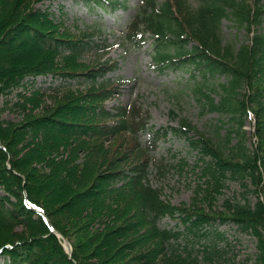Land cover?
<instances>
[{
  "label": "trees",
  "instance_id": "1",
  "mask_svg": "<svg viewBox=\"0 0 264 264\" xmlns=\"http://www.w3.org/2000/svg\"><path fill=\"white\" fill-rule=\"evenodd\" d=\"M40 1L0 0V92L55 66L57 43L69 42L65 46L70 51L74 45L76 33L36 8ZM250 5L247 20L254 29L245 49L246 63L242 69L230 67L250 89L237 103L254 115L259 141L255 156L248 161L232 159L205 136L192 138L199 154L192 165L198 180L191 204L174 205L149 182V148L168 130L186 135L187 129L151 128L142 143L139 133L148 128L149 115L136 100L107 107L105 101L118 94L119 86L112 82L64 91L41 111L34 95L23 96L17 104L25 107L19 121L5 119L0 112V256L4 264H264V32L257 26L264 17V0ZM204 6V11L223 10L217 1ZM195 16L197 25L210 32L207 19L203 22ZM29 41L34 42L33 54H20ZM200 49L207 56L206 60L198 56L202 59L198 66L213 71L225 66L208 55L211 50ZM161 54L166 57V52ZM154 166L164 174L163 163L154 162ZM227 179L237 182L242 191L225 197L222 210L209 213L197 205L199 198L211 202ZM25 197L42 208L46 218L27 207ZM165 216H177L186 231L195 235H206V227L215 220L231 222L255 237L254 256L223 262L214 245L196 252L193 245L180 246L182 232L159 225ZM49 223L68 239L70 254ZM214 233L221 236L217 230Z\"/></svg>",
  "mask_w": 264,
  "mask_h": 264
},
{
  "label": "rangeland",
  "instance_id": "2",
  "mask_svg": "<svg viewBox=\"0 0 264 264\" xmlns=\"http://www.w3.org/2000/svg\"><path fill=\"white\" fill-rule=\"evenodd\" d=\"M215 1L223 10L204 11L205 4ZM252 1L37 2L36 8L48 13L54 22H61L77 37L72 42L71 51L65 46L69 42L57 43L59 52L53 54L57 66L54 64L44 72L23 77L17 85L0 92L1 116L19 121L25 107L19 108L17 104H21L23 96L34 95L41 111L64 91L115 83L119 86L118 94L105 101L107 107L136 100L149 115L148 128L139 133L142 143L146 142L151 128L173 126L187 129L186 135L168 130L165 137L155 141V147L149 148L152 162L147 177L153 187L160 189L163 199L174 205H190L198 180V173L193 171L192 165L199 159L192 138L203 135L225 156L242 161L251 160L258 148L254 116L237 103V99L245 97L250 89L246 88L244 78L242 81L235 77L230 67L236 65L242 69L245 66V49L251 44L254 29L248 23L246 8ZM192 16L203 22L207 19L211 31L197 25ZM174 17H178L179 22ZM257 26L264 32V17ZM33 43H25L19 53L33 54ZM201 46L206 51L211 50L208 55L225 66L215 71L207 69L206 65L198 66V62H202L200 57L206 60L207 56L200 53ZM162 52H166V57ZM175 58L186 61L179 63ZM154 162L165 165L164 174L156 171ZM261 171L264 173V168ZM241 191L237 182L227 179L211 202L199 198L197 205L213 213L222 210L225 197L233 198ZM251 199L255 200V195L251 194ZM159 225L179 229L182 232L180 246L193 245L195 252L202 251L204 246H216L222 255L218 260L223 262L253 257L255 253V237L240 231L231 222L224 224L215 220L206 227V235L186 231L177 216H165ZM216 230L221 232L220 237L214 233ZM4 262L5 258L0 256V264Z\"/></svg>",
  "mask_w": 264,
  "mask_h": 264
},
{
  "label": "water",
  "instance_id": "3",
  "mask_svg": "<svg viewBox=\"0 0 264 264\" xmlns=\"http://www.w3.org/2000/svg\"><path fill=\"white\" fill-rule=\"evenodd\" d=\"M26 203L28 206H30L32 209H34L35 211H37L38 213L42 214L44 218H46L43 210L33 204H31L29 201L26 200ZM50 224V223H49ZM50 227H51V230L58 236V237H61L63 239V243L62 245L64 246L66 252L68 254L71 253V245H70V242L64 238L54 227H52V225L50 224Z\"/></svg>",
  "mask_w": 264,
  "mask_h": 264
}]
</instances>
